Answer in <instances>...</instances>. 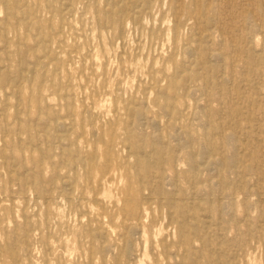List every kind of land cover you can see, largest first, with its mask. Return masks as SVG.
Returning a JSON list of instances; mask_svg holds the SVG:
<instances>
[{
    "label": "rangeland",
    "instance_id": "1",
    "mask_svg": "<svg viewBox=\"0 0 264 264\" xmlns=\"http://www.w3.org/2000/svg\"><path fill=\"white\" fill-rule=\"evenodd\" d=\"M0 98V264H264V0H0Z\"/></svg>",
    "mask_w": 264,
    "mask_h": 264
},
{
    "label": "bare ground",
    "instance_id": "2",
    "mask_svg": "<svg viewBox=\"0 0 264 264\" xmlns=\"http://www.w3.org/2000/svg\"><path fill=\"white\" fill-rule=\"evenodd\" d=\"M141 5H142V4H141ZM144 7H145V6H144ZM140 8H142V7H140ZM138 16H139V15H138ZM133 20H134V19H133ZM136 20H137V19H136ZM122 29H123V28H122ZM205 36H206V35H205ZM205 46H206V45H205ZM42 49H43V48H42ZM49 49H50V48H49ZM49 49H48V50H49ZM51 49H52V48H51ZM44 53H45V52H44ZM51 53H52V52H51ZM51 53H50V54H51ZM36 54H37V53H36ZM50 54H49V55H50ZM22 55H23V54H22ZM57 55H58V54H57ZM42 56H43V55H42ZM55 56H56V54H55ZM20 57H21V56H20ZM49 57H51V56H49ZM51 58H52V57H51ZM36 59H37V58H36ZM44 59H45V58H44ZM44 59H41V60H44ZM36 61H37V60H36ZM45 64H46V63H45ZM39 65H40V64H39ZM48 65H49V64H48ZM32 66H33V65H32ZM37 68H38V67H37ZM37 68H36V69H37ZM41 68H42V67H41ZM208 68H209V67H208ZM20 71H21V70H20ZM182 72H183V71H182ZM25 73H26V72H25ZM63 73H64V72H63ZM34 74H35V72H34ZM15 75H16V74H15ZM20 76H21V75H20ZM22 76H23V75H22ZM191 76H192V75H191ZM24 77H25V76H24ZM20 78H21V77H20ZM27 78H28V77H27ZM16 86H17V85H16ZM13 87H14V86H13ZM159 88H162V87L159 86ZM11 93H12V92H11ZM7 95H8V94H7ZM0 99H1V98H0ZM136 101H137V100H136ZM141 101H142V100H141ZM16 102H17V101H16ZM169 102H170V101H169ZM184 105H185V104H184ZM185 106H186V105H185ZM15 110H16V109H15ZM116 112H117V111H116ZM116 112H115V113H116ZM116 114H117V113H116ZM166 114H168V113H166ZM46 115H47V114H46ZM46 115H45V116H46ZM14 118H16V117H14ZM161 118H162V117H161ZM131 119H132V118H131ZM187 119H188V118H187ZM126 120H127V119H126ZM133 121H134V120H133ZM145 121H146V120H145ZM172 121H173V120H172ZM170 122H171V121H170ZM159 123H160V122H159ZM172 123H174V122H172ZM207 124H208V123H207ZM192 125H193V124H192ZM192 127H193V126H192ZM33 129H34V128H33ZM123 129H125V128H123ZM179 129H180V128H179ZM168 130H169V129H168ZM175 130H176V129H175ZM91 133H92V132H91ZM92 135H94V134L92 133ZM131 135H132V134H131ZM66 136H67V135H66ZM12 137H13V136H12ZM172 137H173V136H172ZM183 139H184V138H183ZM62 141H63V140H62ZM57 144H58V143H57ZM55 145H56V144H55ZM126 146H127V145H126ZM182 146H183V145H182ZM204 146H205V144H204ZM113 147H114V146H113ZM128 147H129V146H128ZM205 147H206V146H205ZM177 149H178V148H177ZM179 149H180V148H179ZM182 149H183V148H182ZM130 150H131V148H130ZM133 150H134V149H133ZM131 151H132V150H131ZM197 151H198V150H197ZM242 151H243V150H242ZM178 153H179V152H178ZM139 154H140V153H139ZM9 156H10V155H9ZM176 156L178 157V155H176ZM173 157H174V155H173ZM0 158H1V157H0ZM154 158H155V157H154ZM189 159H190V163H191V164H193V165H196V164H197V161H196V159L194 158V154H193V153L189 154ZM176 160H177V159H176ZM176 160H175V161H176ZM180 160H181V159H180ZM212 160H213V159H212ZM236 161H237V160H236ZM159 162H161V161H159ZM159 162H158V163H159ZM168 164H169V163H168ZM175 167H178V164H177ZM195 167H196V166H195ZM149 168H150V167H149ZM232 169H233V168H232ZM155 173H156V172H155ZM158 173H159V172H158ZM156 175H157V174H156ZM178 175H180V174L178 173ZM157 176H159V175H157ZM153 177H154V176H153ZM159 177H160V176H159ZM159 177H158V178H159ZM63 179H64V178H63ZM66 179H67V178H66ZM66 179H65V180H66ZM167 179L169 180V177H168ZM167 179H166V180H167ZM145 181H146V180H145ZM158 181H159L158 183H160V180H158ZM171 183H172V182H171ZM171 183H170V184H171ZM65 184H66V183H65ZM165 184H166V183H165ZM165 184H164V187H165ZM191 184H192V183H191ZM209 184H210V183H209ZM68 186H69V183H68ZM191 186H192V185H191ZM203 187H204V186H203ZM197 189H198V188H197ZM173 190H174V189H173ZM194 190H195V189H194ZM160 192H161V191H160ZM169 193H170V191H169ZM192 193H193V192H192ZM212 193H213V192H212ZM212 193H211V197H212ZM96 195H97V194H96ZM96 195H95V196H96ZM171 196H172V195H171ZM185 196H186V195H185ZM187 197H188V196H187ZM95 198H98V197H95ZM168 198H169V196H168ZM185 198H186V197H185ZM192 198H193V197H192ZM200 198H201V197H200ZM202 198H203V197H202ZM259 198H260V197H259ZM163 199H164V198H161L160 201H161V202H164L165 199H164V200H163ZM174 199H175V198H174ZM174 199H173V200H174ZM219 199H220V198H219ZM228 199H229V198H228ZM260 199H261V198H260ZM260 199H259V200H260ZM96 200H97V199H96ZM96 200H95V201H96ZM150 200H152V199H150ZM185 200H186V199H185ZM160 201H159L158 203L161 204ZM96 202H97V201H96ZM145 202H146V203H149L150 201H149V200H146ZM152 202H154V201H152ZM172 202H173V201H172ZM172 202H171V203H172ZM190 202H192V201H190ZM211 202H212V201H211ZM98 203H100V202H97V204H98ZM185 203H186V201H185ZM93 204H94V203H93ZM152 204H154V203H152ZM169 204H170V203H169ZM199 204H200V203H199ZM145 205H146V204H145ZM166 206H167V205H166ZM220 212H221V211H220ZM220 214H221V213H220ZM168 215H169V214H168ZM220 216H221V215H219V217H220ZM208 217H209V216H208ZM208 217H207V219H209ZM217 220H218V218H217ZM201 221H202V220H201ZM213 221H214V219H213ZM216 222H217V221H216ZM204 223H205V222H204ZM207 223H208V222H207ZM196 225H197V224H196ZM214 226H215V225H214ZM214 226H213V227H214ZM173 230H174V229H173ZM173 230H172V231H173ZM218 230H219V229H218ZM140 232H141V231H140ZM126 234H127V233H126ZM212 235H213V234H212ZM209 236H210V235H209ZM213 236H214V235H213ZM122 237H123V236H122ZM205 237H206V236H205ZM121 239H122V238H121ZM127 239H128V238H127ZM139 240H140V239H139ZM125 242H126V241H125ZM208 242H209V241H208ZM194 244H195V243H194ZM150 246H151V245H150ZM127 247H128V246H127ZM215 250H216V249H215ZM216 252H217V251H216ZM199 255H200V254H199ZM241 255H242V254H241ZM215 258H216V257H215ZM132 260H133V259H132Z\"/></svg>",
    "mask_w": 264,
    "mask_h": 264
}]
</instances>
